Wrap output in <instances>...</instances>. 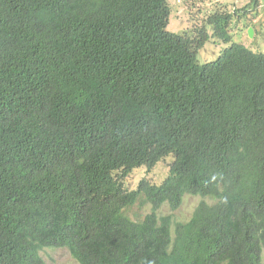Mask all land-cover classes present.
Returning <instances> with one entry per match:
<instances>
[{
  "label": "trees",
  "instance_id": "obj_1",
  "mask_svg": "<svg viewBox=\"0 0 264 264\" xmlns=\"http://www.w3.org/2000/svg\"><path fill=\"white\" fill-rule=\"evenodd\" d=\"M244 11L219 0L189 36L167 30V0H0V264L59 247L80 264H262L264 52L229 31ZM210 38L229 46L199 63ZM167 156L159 183L125 186ZM187 194L203 198L188 220L158 214Z\"/></svg>",
  "mask_w": 264,
  "mask_h": 264
},
{
  "label": "rangeland",
  "instance_id": "obj_2",
  "mask_svg": "<svg viewBox=\"0 0 264 264\" xmlns=\"http://www.w3.org/2000/svg\"><path fill=\"white\" fill-rule=\"evenodd\" d=\"M170 6V15L167 24V30L175 33H185L192 36L197 28L205 24L206 16L213 8V5L219 0H167ZM252 0H234L235 7L243 8L246 20L243 18L233 19L230 23V32L234 35L235 42H241L248 48L256 52H264V0H257L256 4L248 5ZM254 2V1H252ZM256 14V16H254ZM247 23H252L256 29L252 37H248ZM209 33L210 29L207 27ZM229 46L228 43L220 42L214 38H210L197 54L199 63L211 61L218 57L221 50ZM171 157L159 161L150 170L145 166L134 169L126 178L125 186L128 189L134 188L137 182L145 177L151 183H159L165 178L168 171ZM203 199L199 195L187 194L179 207L172 210L167 203H164L158 210L159 215L170 214L173 221H186L192 215L199 201ZM210 201L208 198H204ZM150 205L146 204L142 207L135 205L130 211L131 216L143 217L144 214L150 212ZM41 256L46 264H80L72 258L67 248H44L41 250ZM262 264H264V248L261 252Z\"/></svg>",
  "mask_w": 264,
  "mask_h": 264
},
{
  "label": "water",
  "instance_id": "obj_3",
  "mask_svg": "<svg viewBox=\"0 0 264 264\" xmlns=\"http://www.w3.org/2000/svg\"><path fill=\"white\" fill-rule=\"evenodd\" d=\"M253 28L252 27H249L248 29H247V35H248V37H252V35H253Z\"/></svg>",
  "mask_w": 264,
  "mask_h": 264
},
{
  "label": "clouds",
  "instance_id": "obj_4",
  "mask_svg": "<svg viewBox=\"0 0 264 264\" xmlns=\"http://www.w3.org/2000/svg\"><path fill=\"white\" fill-rule=\"evenodd\" d=\"M251 27V26H250ZM254 31V30H253Z\"/></svg>",
  "mask_w": 264,
  "mask_h": 264
}]
</instances>
